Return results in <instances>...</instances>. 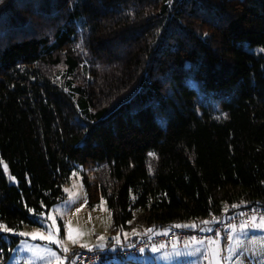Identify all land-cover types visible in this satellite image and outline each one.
<instances>
[{"label": "trees", "instance_id": "16d2710c", "mask_svg": "<svg viewBox=\"0 0 264 264\" xmlns=\"http://www.w3.org/2000/svg\"><path fill=\"white\" fill-rule=\"evenodd\" d=\"M78 165L114 233L264 207V0H2L0 223L39 225Z\"/></svg>", "mask_w": 264, "mask_h": 264}, {"label": "rangeland", "instance_id": "374dc122", "mask_svg": "<svg viewBox=\"0 0 264 264\" xmlns=\"http://www.w3.org/2000/svg\"><path fill=\"white\" fill-rule=\"evenodd\" d=\"M149 164L154 167L156 164V157L150 155ZM92 170V175L96 173L99 177L107 181L106 168H100L99 173L97 167L90 165L84 167L78 165L72 172L70 179L63 186L66 194L65 198L53 205L46 216L41 219L39 225H26L20 231L34 232L37 229L40 232L47 234V225L51 224V220L48 219L49 214L56 218V226L59 228V238L64 241V246L70 249L69 253H64L61 245L50 244L43 240H32L31 237H20L19 243L13 247L11 255L4 263L0 261V264H57L56 258L51 256L48 249L56 252L60 257L67 256L68 259L64 261V264H68L70 254L76 249H90L95 247L99 242L106 239L118 240L120 236H124L126 240L144 232L146 227H135L133 231H125L122 233H114L111 231L112 226V214L108 208L106 200L103 198L104 203L101 201L94 207L88 204V196L83 181V170ZM75 173V175H73ZM67 190V191H66ZM70 197L74 200L73 203L67 204ZM57 209L60 211L57 212ZM77 209H80L77 211ZM260 220L256 219V223ZM70 224L73 228H79L84 235L80 236L79 243L86 244L88 247H80L79 244L74 245L67 239L66 225ZM186 225H193L192 222ZM195 225V224H194ZM246 235L242 234L241 230L238 232L236 229L232 230L231 241L227 247L226 243H207V247H204L205 242L197 243L193 241V245L188 244L184 248L171 247L166 249L165 247H158L157 251L144 252L139 258L140 263L136 264H264V229L253 228L251 230H245ZM1 232V231H0ZM19 232V231H18ZM235 233V234H234ZM75 236L76 234L73 233ZM103 236L101 240L99 237ZM218 240V239H216ZM22 241L27 242V246L36 248V253L24 251H14L18 249ZM239 242V243H238ZM199 249V251H197ZM216 250L218 255L215 260L212 258V252ZM233 250L239 252L243 251V255H233Z\"/></svg>", "mask_w": 264, "mask_h": 264}, {"label": "built area", "instance_id": "2783aa9c", "mask_svg": "<svg viewBox=\"0 0 264 264\" xmlns=\"http://www.w3.org/2000/svg\"><path fill=\"white\" fill-rule=\"evenodd\" d=\"M253 215L256 219L264 215V207L249 206L237 210L218 219L211 231H194L173 228L164 233H152L147 229L137 239H128L125 245H119L114 239H106L88 251H83L71 258L70 264H102L137 258L143 249H152L159 245L183 248L189 241L221 239L226 244L231 241L233 229H240L241 223L252 224ZM232 226H235L233 228ZM195 238V239H193Z\"/></svg>", "mask_w": 264, "mask_h": 264}, {"label": "snow or ice", "instance_id": "6c2138e0", "mask_svg": "<svg viewBox=\"0 0 264 264\" xmlns=\"http://www.w3.org/2000/svg\"><path fill=\"white\" fill-rule=\"evenodd\" d=\"M0 2H2V0H0ZM149 155H154V154L150 153ZM6 168H7V166L5 165V169ZM73 175H75V173ZM11 179L15 180V177H11ZM73 202H74V200L70 197L69 201H66L65 203L67 205V204H70V203H73ZM101 203L102 204L104 203L103 198H102ZM231 207L236 208V207H239V205H232ZM79 210L80 209H77V211H79ZM225 210H227V209H225ZM59 211L60 210L57 209V212H59ZM37 215H42V214H37ZM48 219H50L52 222H51V224L47 225V234H44V233L40 232L39 229H37L34 232H26V231L17 232L15 229L9 228L4 223H0V231H2L3 233H12V234H15V235H19L21 237H31L32 240L39 239V240L47 241L50 244H58V245L62 246L64 253H69L70 249L68 247L64 246V241L59 238V228L56 226V218L54 216H52L51 214H49ZM252 219H253V223L252 224L241 223L239 225V228H240L242 234L246 235V231L245 230H248V229H251V228L264 229V215L260 216V218H259L260 222L259 223H256V216L255 215H253ZM210 222L211 221H207V220L206 221H202L203 224H208ZM175 227H195V225L194 224L193 225H180V224H177V225H175ZM232 227L235 228V226H232ZM66 229H67V239L70 240L74 245L79 244L80 247H88V245H86V244H80L79 243V239L78 238L80 236H83L84 233L78 227L77 228H73L70 224H67L66 225ZM208 230L210 231L211 229H208ZM148 231H151V229H149ZM73 233H75L76 235L74 236ZM228 238L232 239L231 236H229ZM99 239L103 240L104 237L101 236V237H99ZM193 239H195V238H193ZM210 242L211 243H215V241H210ZM199 243H202V241L199 242ZM161 247H163V246H161ZM152 250L155 252L158 249L153 248ZM14 251H17L18 253L19 252L28 251V252H32L34 254H37L36 253V248L27 246V242L26 241H22L21 245L18 247V249L14 250ZM48 251H49L51 256L56 258L57 264H64V261L68 259L67 256H65L63 258L60 257L56 252L52 251L51 249H48ZM197 251H199V249H197ZM243 254H244L243 251L237 252V251L233 250V255L239 256V255H243ZM217 255H218L217 251L213 250V252H212L213 260H215ZM218 264H219V262H218Z\"/></svg>", "mask_w": 264, "mask_h": 264}, {"label": "crops", "instance_id": "0c3cea01", "mask_svg": "<svg viewBox=\"0 0 264 264\" xmlns=\"http://www.w3.org/2000/svg\"><path fill=\"white\" fill-rule=\"evenodd\" d=\"M251 229H253V228H251ZM251 229H249V230H251ZM238 232L240 231V230H237ZM235 234V233H234ZM234 237V236H233ZM233 239V238H232ZM215 241V243H221V245H222V240L221 239H218V240H214ZM210 242V241H209ZM197 243H199V242H197ZM207 243L208 242H205V243H203L204 244V247H207ZM188 245L189 244H192L193 245V241H189L188 243H187ZM186 244V245H187ZM230 244V243H229ZM229 244H226L225 246L227 247ZM189 246H191V245H189Z\"/></svg>", "mask_w": 264, "mask_h": 264}]
</instances>
